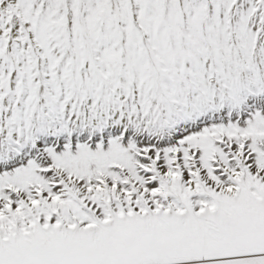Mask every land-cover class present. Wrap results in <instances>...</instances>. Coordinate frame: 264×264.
<instances>
[{"label": "snow or ice", "instance_id": "obj_1", "mask_svg": "<svg viewBox=\"0 0 264 264\" xmlns=\"http://www.w3.org/2000/svg\"><path fill=\"white\" fill-rule=\"evenodd\" d=\"M0 264H264V0H0Z\"/></svg>", "mask_w": 264, "mask_h": 264}]
</instances>
